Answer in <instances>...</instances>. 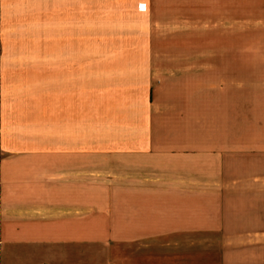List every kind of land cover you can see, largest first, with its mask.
<instances>
[{
  "label": "rangeland",
  "instance_id": "1",
  "mask_svg": "<svg viewBox=\"0 0 264 264\" xmlns=\"http://www.w3.org/2000/svg\"><path fill=\"white\" fill-rule=\"evenodd\" d=\"M25 1L2 22L12 40L28 37ZM87 14V60L0 59V129L34 135L49 199L87 211L89 264H255L264 249L243 234L264 228V185L220 187L215 160L150 152L129 128L168 79L264 115V0H88ZM262 159L237 175L264 173Z\"/></svg>",
  "mask_w": 264,
  "mask_h": 264
},
{
  "label": "crops",
  "instance_id": "2",
  "mask_svg": "<svg viewBox=\"0 0 264 264\" xmlns=\"http://www.w3.org/2000/svg\"><path fill=\"white\" fill-rule=\"evenodd\" d=\"M30 2L32 10L28 13L33 14L23 20L30 29L22 32L28 37L19 38L18 34L12 40L9 34L13 27L2 22L13 6L18 7L23 0H0V59L87 60L82 37L87 36L91 26L88 0ZM26 3L27 0L22 5ZM44 28L48 30H40ZM44 35L46 39L42 38ZM48 70L55 83L56 63ZM55 92L51 90L52 94ZM198 92L194 93L191 84L179 79L155 82L149 89L146 122L129 128V132L146 136L150 152L215 160L220 169V187L239 191L247 185H264L263 172L253 169L251 176H244L237 175L235 169L237 165L247 167L264 158L262 107L258 110L260 105H256L253 113L246 98L234 99L230 93L219 90L211 91L205 99L194 98ZM21 130L19 124L2 125L0 129V264H89L87 211H72L62 200L53 203L49 199L46 190H53L50 183L54 179H49L47 185L46 180L41 181L40 165L34 163L40 149L33 144L34 135ZM49 131H55V126ZM227 171L236 176L231 173L227 177ZM259 197L264 198V191ZM247 234L259 237L258 245L247 247V251L264 249V228L243 235ZM255 259V264H264L263 255H256Z\"/></svg>",
  "mask_w": 264,
  "mask_h": 264
}]
</instances>
